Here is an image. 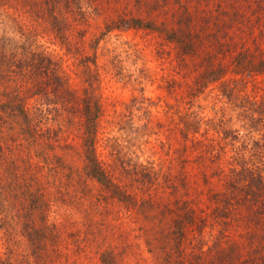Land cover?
Listing matches in <instances>:
<instances>
[{"label": "trees", "instance_id": "16d2710c", "mask_svg": "<svg viewBox=\"0 0 264 264\" xmlns=\"http://www.w3.org/2000/svg\"><path fill=\"white\" fill-rule=\"evenodd\" d=\"M123 1L137 12L143 3L164 0H0V264L49 260L60 236L56 213L65 217V207H81L84 200L93 210L116 204L140 213L149 206L151 192L165 190L173 198L165 209L172 214L169 236L177 250L188 226H204V217L181 197L200 183L219 217L240 205L264 210V155L257 150L262 134L255 137L260 129L253 126L264 115V102L238 98L233 104L238 127L217 122L209 128L215 114L210 119L202 114L199 96L212 93L227 101L236 96L223 82L210 87L222 74L219 68H206L173 102L149 98L141 88L105 120L120 134L102 130L99 42L113 30L156 27L138 12L110 17L109 10ZM166 39L182 57L193 54L199 41L185 14ZM108 63L117 81L133 86L135 78L115 55ZM70 72L81 83L80 94L69 86ZM163 89L172 96L175 85L168 82ZM150 106L164 116V124L150 122ZM150 134L161 147L173 138L180 144L183 158L176 173L169 165L155 169L147 160L137 161L131 149ZM126 154L134 158L123 161ZM88 181L97 185L96 193L89 191ZM67 237L72 243L81 238L78 233ZM109 252L98 254L101 264H112Z\"/></svg>", "mask_w": 264, "mask_h": 264}, {"label": "rangeland", "instance_id": "374dc122", "mask_svg": "<svg viewBox=\"0 0 264 264\" xmlns=\"http://www.w3.org/2000/svg\"><path fill=\"white\" fill-rule=\"evenodd\" d=\"M139 10L138 16L144 21L150 20L156 27L113 30L96 49L100 78L96 92L106 112L102 122L104 132L120 134L105 120L111 118L113 111H121L123 101L132 95L137 97L141 88L149 98L161 97L173 102L174 97L184 95L206 68L222 70L210 87L217 89L223 82L233 87L236 95L232 101L212 93V96L208 93L199 96L202 114L208 119L215 114L213 123L207 124L209 128L217 122L219 126L238 127L233 111V104H239L235 102L238 98L264 102V0H164L154 5L148 1ZM137 12L130 3L124 2L115 3L108 13L110 17H129ZM184 14L189 17L190 29L197 33L199 41L193 54L182 57L166 36L181 23ZM102 23L99 20L101 26ZM50 49L60 53L55 46ZM111 55L135 78L134 88L122 85L113 76L108 63ZM70 75V88L80 94L81 83L72 72ZM168 82L175 85L172 96L163 89ZM137 109L138 106H133L136 114ZM156 110L150 106V122L164 124V116ZM258 120L253 125L260 129L255 137L262 134L261 141L257 142L263 145L257 150L264 155V115ZM170 143L161 147L150 134L137 140L131 150L137 161L147 160L155 169L169 165L172 173H176L183 152L176 139ZM128 157L133 156L126 154L123 161ZM185 157L191 160L192 156L187 153ZM87 184L89 191L96 193L97 185L93 181ZM206 187L200 183L185 197L181 196L188 200V206L195 213L204 217L205 223L200 230L188 226L178 250L169 236L172 214L165 209L172 207L173 198L160 188L151 192L149 206L140 213L135 208L119 210L116 204L93 210L85 200L81 207L76 204L65 207V217L61 211L56 213L60 233L56 251L50 252L49 260L41 256L31 261L34 264H101L98 254L106 250L113 253L112 264H264V210H250L240 205L226 217H219L211 212L214 202L207 197ZM214 188L217 187L212 185ZM68 233H78L81 237L78 243L70 242ZM225 253L224 260H218Z\"/></svg>", "mask_w": 264, "mask_h": 264}]
</instances>
